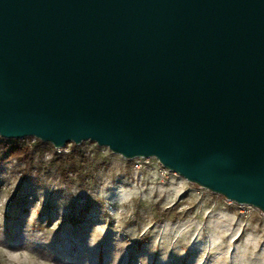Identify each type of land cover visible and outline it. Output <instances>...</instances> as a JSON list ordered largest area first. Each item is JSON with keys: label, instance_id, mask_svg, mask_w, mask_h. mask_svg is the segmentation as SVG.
Segmentation results:
<instances>
[{"label": "water", "instance_id": "95a60500", "mask_svg": "<svg viewBox=\"0 0 264 264\" xmlns=\"http://www.w3.org/2000/svg\"><path fill=\"white\" fill-rule=\"evenodd\" d=\"M0 137L155 158L264 213V0H0Z\"/></svg>", "mask_w": 264, "mask_h": 264}, {"label": "rangeland", "instance_id": "374dc122", "mask_svg": "<svg viewBox=\"0 0 264 264\" xmlns=\"http://www.w3.org/2000/svg\"><path fill=\"white\" fill-rule=\"evenodd\" d=\"M35 149L39 140L26 138ZM0 137V264H264V213L86 141L77 172L46 143L7 161ZM141 162V168H136Z\"/></svg>", "mask_w": 264, "mask_h": 264}, {"label": "trees", "instance_id": "16d2710c", "mask_svg": "<svg viewBox=\"0 0 264 264\" xmlns=\"http://www.w3.org/2000/svg\"><path fill=\"white\" fill-rule=\"evenodd\" d=\"M3 150L5 153V159L7 161L16 160L20 163L32 164L36 159V154L39 153L41 157L44 156V150L42 146L46 145V143L39 140V145L35 147V149H31L29 145L23 140H7L3 139ZM57 161L63 165H69V170H65L64 175L68 178V175L73 172H77V157H81L84 159V156L76 151H73L69 154H56Z\"/></svg>", "mask_w": 264, "mask_h": 264}, {"label": "built area", "instance_id": "2783aa9c", "mask_svg": "<svg viewBox=\"0 0 264 264\" xmlns=\"http://www.w3.org/2000/svg\"><path fill=\"white\" fill-rule=\"evenodd\" d=\"M35 139V138H34ZM54 149L59 153V154H61V151H62V149L63 148H55L54 147ZM138 159H144V158H138ZM152 159H154V158H150V159H144V160H152ZM141 162H137V164H136V168H141ZM163 170L161 171V174L162 175H166V172H167V170L168 169H166V168H162ZM229 204H234V205H236L237 206V208H238V210H239V213L240 214H242V215H247V213H248V210L247 209H249V208H251V206H248V205H240V204H237V203H234V202H232V201H229V200H226Z\"/></svg>", "mask_w": 264, "mask_h": 264}]
</instances>
